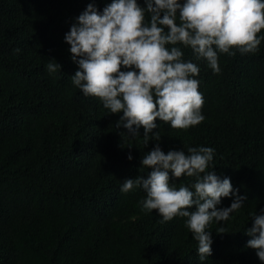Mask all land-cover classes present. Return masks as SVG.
I'll use <instances>...</instances> for the list:
<instances>
[{"label":"trees","instance_id":"trees-1","mask_svg":"<svg viewBox=\"0 0 264 264\" xmlns=\"http://www.w3.org/2000/svg\"><path fill=\"white\" fill-rule=\"evenodd\" d=\"M111 2L0 0V264H264L245 234L264 209V40L255 53H218V73L177 45L200 68L204 119L187 130L157 119L160 147L213 148L208 170L246 197L208 226L212 255L201 262L186 218L163 222L141 210V187L121 191L125 179L147 177L141 159L156 142L145 146L142 127L137 137L116 128L122 113L72 83L78 64L65 34L89 4L102 12ZM50 59L61 65L54 73ZM194 182L170 181L177 189Z\"/></svg>","mask_w":264,"mask_h":264},{"label":"clouds","instance_id":"clouds-1","mask_svg":"<svg viewBox=\"0 0 264 264\" xmlns=\"http://www.w3.org/2000/svg\"><path fill=\"white\" fill-rule=\"evenodd\" d=\"M144 4L112 0L102 12L89 4L76 18L64 38L78 64L72 83L85 96L98 98L111 114L122 113L116 128L123 127L137 137L142 127L145 146L156 142L141 159V166L150 169L147 177L125 179L121 191L141 187L146 193L141 210L156 211L163 222L186 218L185 226L204 262L212 255L208 226L227 221L246 197L238 195L230 178L221 179L214 166L208 170L213 148L189 147L187 152L169 150L165 154L161 136L154 131L156 121L180 130L203 121L204 101L195 79L200 68L185 61L177 45L191 48L197 59L206 60L218 73V53L234 56L233 49L241 54L258 51L264 40L258 36L264 29V0H144ZM46 67L54 73L61 65L50 59ZM127 158L133 159L131 154ZM182 176L195 177V182L177 189L170 181ZM225 197H234L233 202L218 208ZM251 220L246 247L255 249L264 262V209L252 214ZM217 232L224 233V229Z\"/></svg>","mask_w":264,"mask_h":264}]
</instances>
